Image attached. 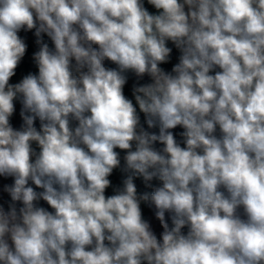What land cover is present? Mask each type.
<instances>
[{"label": "clouds", "instance_id": "clouds-1", "mask_svg": "<svg viewBox=\"0 0 264 264\" xmlns=\"http://www.w3.org/2000/svg\"><path fill=\"white\" fill-rule=\"evenodd\" d=\"M0 178V264H264V0H0Z\"/></svg>", "mask_w": 264, "mask_h": 264}, {"label": "trees", "instance_id": "trees-1", "mask_svg": "<svg viewBox=\"0 0 264 264\" xmlns=\"http://www.w3.org/2000/svg\"><path fill=\"white\" fill-rule=\"evenodd\" d=\"M22 35H25V36H26V38H27V42H28V44H29V49H28V53H27V55H26V57H25V60H24V62H23V64H22V67L18 70L17 77L14 78V80H16V81H18V80L21 78V76H22L23 74H27V72H28L29 70H31V71H33V72L36 71V69H35V67H34V65L32 64L31 59H30L32 52L35 51V50L37 49V46H36L35 43H34L35 38H34V36H33L31 33H27V34L22 33ZM177 55H178V53L175 52V50H174L173 63L176 62V56H177ZM163 67H165L166 69H170L171 65H165V66H163ZM134 82H135V77H131V76H130L129 83L125 86V94H126L129 98H132V95H131V87H132V84H133ZM141 82H147V81L144 80V81H141ZM18 108H19V105H18ZM14 123H15V124H19V123H20V120H19L18 115H17V117L14 119ZM112 179H113L114 182H118L119 179H120V174H119V172L115 173L114 176L112 177ZM137 183H138V185L140 184L139 181H137ZM110 192H111V189L109 190V193H110ZM41 204H43V202H41ZM44 206H46V205H44ZM145 212H146V215H150V214H151V212H150L149 210H147V209H145Z\"/></svg>", "mask_w": 264, "mask_h": 264}, {"label": "rangeland", "instance_id": "rangeland-1", "mask_svg": "<svg viewBox=\"0 0 264 264\" xmlns=\"http://www.w3.org/2000/svg\"><path fill=\"white\" fill-rule=\"evenodd\" d=\"M144 80L147 81L148 78L145 77ZM10 182H11V179L10 178L7 179V180H5L4 178H0V204H3L5 207H7V203L10 201V197H8V195L2 191V185L4 183H10Z\"/></svg>", "mask_w": 264, "mask_h": 264}, {"label": "built area", "instance_id": "built-area-1", "mask_svg": "<svg viewBox=\"0 0 264 264\" xmlns=\"http://www.w3.org/2000/svg\"><path fill=\"white\" fill-rule=\"evenodd\" d=\"M161 231H162V229L159 227V224L157 222V226H156V232H157V234H159Z\"/></svg>", "mask_w": 264, "mask_h": 264}, {"label": "crops", "instance_id": "crops-1", "mask_svg": "<svg viewBox=\"0 0 264 264\" xmlns=\"http://www.w3.org/2000/svg\"><path fill=\"white\" fill-rule=\"evenodd\" d=\"M150 215H151V214H150ZM153 223H154V225H155V230H156V225H157V223H156L155 220H153Z\"/></svg>", "mask_w": 264, "mask_h": 264}]
</instances>
